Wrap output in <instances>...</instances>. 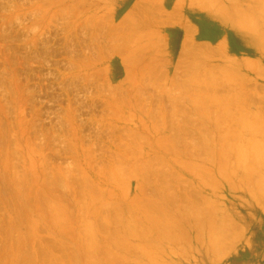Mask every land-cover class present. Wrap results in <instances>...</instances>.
<instances>
[{
	"label": "rangeland",
	"instance_id": "374dc122",
	"mask_svg": "<svg viewBox=\"0 0 264 264\" xmlns=\"http://www.w3.org/2000/svg\"><path fill=\"white\" fill-rule=\"evenodd\" d=\"M168 7L0 0V264H240L258 247L264 14L236 3L213 14L230 42L212 20L182 44Z\"/></svg>",
	"mask_w": 264,
	"mask_h": 264
},
{
	"label": "crops",
	"instance_id": "0c3cea01",
	"mask_svg": "<svg viewBox=\"0 0 264 264\" xmlns=\"http://www.w3.org/2000/svg\"><path fill=\"white\" fill-rule=\"evenodd\" d=\"M169 4V11L171 18H176L177 22L172 24L173 27H178L183 39L182 44H185L190 40H198V34L203 29L209 28V26H216L212 20H216L218 25H221L225 30L226 38L223 36L222 39L217 43V45H222L223 43L230 42V36L232 35L227 26V22H220L217 20L216 15L213 14H234V4H238V8L242 9V14L250 10L251 3H258V14L263 13L264 0H163ZM207 3H220L226 4L222 5L221 9L214 10L207 6ZM201 14V15H200ZM201 20V22H200ZM217 25V26H218ZM225 27V28H224ZM203 28V29H202ZM228 36V40H227ZM221 38V37H220ZM259 49H263L260 43ZM260 74L259 83H264V61L260 60ZM259 222L256 225V233H253V238L251 241L258 247L253 250H249L243 254L242 263L240 264H264V198L263 193L260 192L259 196V206H258ZM258 248V249H257ZM257 260V261H256ZM234 264V263H233ZM239 264V263H237Z\"/></svg>",
	"mask_w": 264,
	"mask_h": 264
}]
</instances>
